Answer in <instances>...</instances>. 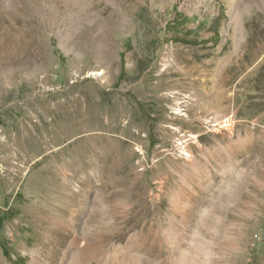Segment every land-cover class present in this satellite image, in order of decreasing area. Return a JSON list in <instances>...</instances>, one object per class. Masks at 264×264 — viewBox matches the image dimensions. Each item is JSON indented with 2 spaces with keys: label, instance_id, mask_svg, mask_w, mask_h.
Instances as JSON below:
<instances>
[{
  "label": "rangeland",
  "instance_id": "1",
  "mask_svg": "<svg viewBox=\"0 0 264 264\" xmlns=\"http://www.w3.org/2000/svg\"><path fill=\"white\" fill-rule=\"evenodd\" d=\"M245 1L0 0V264H264Z\"/></svg>",
  "mask_w": 264,
  "mask_h": 264
},
{
  "label": "bare ground",
  "instance_id": "2",
  "mask_svg": "<svg viewBox=\"0 0 264 264\" xmlns=\"http://www.w3.org/2000/svg\"><path fill=\"white\" fill-rule=\"evenodd\" d=\"M242 8L244 10L250 11V16H246L245 19V26L248 35L247 45L245 49L247 51L246 62H253V60H255L257 56L259 57V55L264 52V0H246L243 3ZM249 43L254 48L251 49V47H249ZM103 74L104 72L96 73V75L99 76H102ZM176 106L177 107H175L173 110L175 111V114L180 115L183 112L182 108L179 104ZM179 145L181 146L180 148L182 152L190 157L191 155L188 149L186 147H183V143Z\"/></svg>",
  "mask_w": 264,
  "mask_h": 264
},
{
  "label": "trees",
  "instance_id": "3",
  "mask_svg": "<svg viewBox=\"0 0 264 264\" xmlns=\"http://www.w3.org/2000/svg\"><path fill=\"white\" fill-rule=\"evenodd\" d=\"M186 42H189V41H186ZM194 42H189L187 44H192ZM124 56V55H123ZM124 76V67H122V72H121V76H120V79H122V77Z\"/></svg>",
  "mask_w": 264,
  "mask_h": 264
}]
</instances>
